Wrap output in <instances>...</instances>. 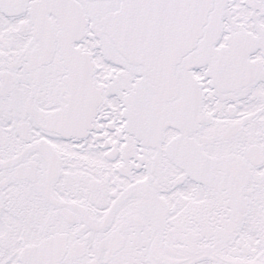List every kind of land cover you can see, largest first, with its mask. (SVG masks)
<instances>
[{"label": "snow or ice", "instance_id": "snow-or-ice-1", "mask_svg": "<svg viewBox=\"0 0 264 264\" xmlns=\"http://www.w3.org/2000/svg\"><path fill=\"white\" fill-rule=\"evenodd\" d=\"M0 264H264V0H0Z\"/></svg>", "mask_w": 264, "mask_h": 264}]
</instances>
